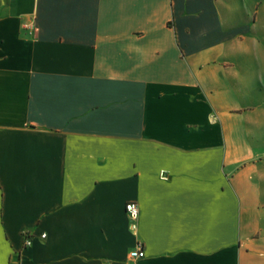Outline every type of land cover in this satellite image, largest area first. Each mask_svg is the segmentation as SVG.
Listing matches in <instances>:
<instances>
[{"label":"crops","instance_id":"0c3cea01","mask_svg":"<svg viewBox=\"0 0 264 264\" xmlns=\"http://www.w3.org/2000/svg\"><path fill=\"white\" fill-rule=\"evenodd\" d=\"M261 159L264 0H0V264H264Z\"/></svg>","mask_w":264,"mask_h":264},{"label":"built area","instance_id":"2783aa9c","mask_svg":"<svg viewBox=\"0 0 264 264\" xmlns=\"http://www.w3.org/2000/svg\"><path fill=\"white\" fill-rule=\"evenodd\" d=\"M125 212L132 221H135L137 219V216H138L137 204L134 202L127 203L125 206ZM131 228L133 230L135 229L134 223L131 225ZM41 237L44 238L45 235H42ZM30 244H31V242H30L29 238L26 237L25 246H30ZM144 255H145L144 250L140 244H138L137 247L134 250H132L129 254L130 258H132V259H142V258H144Z\"/></svg>","mask_w":264,"mask_h":264},{"label":"rangeland","instance_id":"374dc122","mask_svg":"<svg viewBox=\"0 0 264 264\" xmlns=\"http://www.w3.org/2000/svg\"><path fill=\"white\" fill-rule=\"evenodd\" d=\"M253 161H263L264 162V159H261V160H253ZM244 164L246 165L247 162H249V160H244ZM240 167H242V165H240Z\"/></svg>","mask_w":264,"mask_h":264}]
</instances>
